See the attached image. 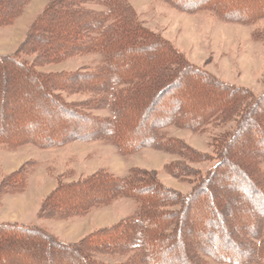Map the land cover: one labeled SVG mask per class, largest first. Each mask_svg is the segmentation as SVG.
<instances>
[{"label": "trees", "instance_id": "16d2710c", "mask_svg": "<svg viewBox=\"0 0 264 264\" xmlns=\"http://www.w3.org/2000/svg\"><path fill=\"white\" fill-rule=\"evenodd\" d=\"M163 1L185 12L211 11L223 22L249 24L264 18L260 7L264 0L237 2L236 9L228 0ZM28 2L0 0V26L12 24ZM92 4L104 10L89 8ZM20 53L33 54V59H22ZM90 53L100 56L91 68L36 69ZM185 79L206 96L204 101L188 106V96L172 93L188 87ZM63 93L89 96L66 101ZM102 109L109 115L92 113ZM232 117L235 128L219 138L211 156L215 162L205 175L180 162L166 165L174 177L196 175L187 194L138 168L120 177L100 169L76 181L60 180L41 201L39 217L66 219L123 196L136 200L135 213L75 243L60 241L42 227L1 222L0 264H25L6 256L24 249L27 264H111L97 255L125 254L122 262L113 264H164L163 255L169 250L188 264H264V92L254 96L187 64L167 40L141 24L126 0H50L16 52L0 54V144L5 148L101 140L121 154L152 147L200 161L207 156L177 139L164 138L162 128L197 131L211 121L228 122ZM36 165L37 161L27 160L7 174L0 191L23 192L16 181L22 184ZM77 194L80 199L72 202ZM196 216L200 223H192L200 228L196 233L200 238L184 244L192 231L189 222Z\"/></svg>", "mask_w": 264, "mask_h": 264}, {"label": "rangeland", "instance_id": "374dc122", "mask_svg": "<svg viewBox=\"0 0 264 264\" xmlns=\"http://www.w3.org/2000/svg\"><path fill=\"white\" fill-rule=\"evenodd\" d=\"M49 1L30 0L12 24L0 26V54L16 52L32 22ZM126 1L134 10L141 24L154 34L167 40L187 64L199 68L208 76L219 81L238 88L244 87L254 96L264 92V18L249 24L223 22L211 11L185 12L163 0ZM228 1L236 9L237 2L247 0ZM88 7L104 10L99 5L92 4ZM260 7L264 10V4H261ZM252 9L253 7L250 10L240 11L239 16L248 14ZM19 57L31 61L33 54L20 53ZM99 61L100 56L98 54L90 53L71 56L58 63L43 64L37 66L36 69L41 72L74 71L79 68H91ZM189 81L186 79L184 81L188 87H177L172 93L188 96L186 102L188 106L198 105L204 101L206 96L189 86L191 83ZM62 95L66 101L83 100L89 96L80 93H63ZM22 111L25 109L23 108ZM92 113L100 116L109 115L106 109L94 110ZM235 121L234 117L228 122L214 120L203 125L197 131L173 125L162 128L164 138L177 139L188 148L197 151L196 153L207 156L200 161L184 160L179 155L152 147L141 148L128 153V155L121 154L113 144L101 140H75L62 146L46 148L22 144L12 150L0 144V184L3 177L13 171L15 172L27 160L37 161L34 170L25 177V180L21 181L22 184H19L20 180L16 181V188H23V192L10 194L0 191V223L11 221L26 226L42 227L60 241L78 242L99 228H106L129 218L135 213L138 203L131 197L123 196L111 200L105 206L93 207L84 214L73 215L66 219L54 220V218L39 217L37 209H39L41 201L53 190L58 181H65V183L76 181L96 173L100 169L120 177L126 175L131 168H138L153 173L163 185L173 188L181 194H187L196 182V175H187L180 179L168 173L165 170L166 165L180 162L186 168L196 170L199 175H205L208 168L215 162L211 156H214L216 152L215 148L219 138L232 133L236 125ZM253 142L252 140L249 141L252 146ZM251 148L254 149V146ZM2 189L3 191L7 190V187L3 185ZM200 195L202 196L204 193ZM223 197L224 195H221L217 201L221 203ZM70 199L74 202L80 199V196L77 194ZM190 221L188 226L191 227L192 231L184 237V241H182L184 244L197 237V232H201L200 228L196 226L194 228L192 223L194 221L195 224H199V217L196 216ZM27 252L28 250L24 249L14 252L15 255L13 256H6H8V261H19V263L27 264L28 262L25 261ZM126 255L128 256V254L97 255V258L113 264L122 262ZM180 255L169 250L163 255L164 264H188L181 262ZM209 263L232 264L216 261Z\"/></svg>", "mask_w": 264, "mask_h": 264}]
</instances>
